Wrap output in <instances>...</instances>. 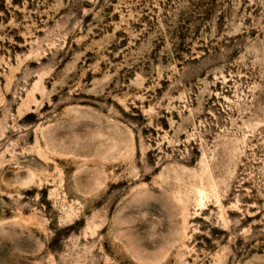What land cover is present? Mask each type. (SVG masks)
Wrapping results in <instances>:
<instances>
[{"label": "rangeland", "instance_id": "374dc122", "mask_svg": "<svg viewBox=\"0 0 264 264\" xmlns=\"http://www.w3.org/2000/svg\"><path fill=\"white\" fill-rule=\"evenodd\" d=\"M0 264H264V0H0Z\"/></svg>", "mask_w": 264, "mask_h": 264}]
</instances>
